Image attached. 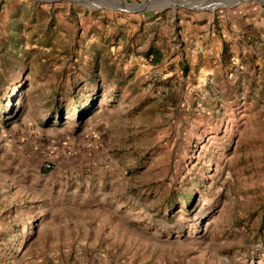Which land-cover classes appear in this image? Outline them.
I'll list each match as a JSON object with an SVG mask.
<instances>
[{
	"label": "rangeland",
	"instance_id": "1",
	"mask_svg": "<svg viewBox=\"0 0 264 264\" xmlns=\"http://www.w3.org/2000/svg\"><path fill=\"white\" fill-rule=\"evenodd\" d=\"M173 2L0 0V264H264V2Z\"/></svg>",
	"mask_w": 264,
	"mask_h": 264
},
{
	"label": "water",
	"instance_id": "2",
	"mask_svg": "<svg viewBox=\"0 0 264 264\" xmlns=\"http://www.w3.org/2000/svg\"><path fill=\"white\" fill-rule=\"evenodd\" d=\"M75 3L83 4L87 7H91L94 9L99 8H109L114 10H122L130 13H140L143 11H150L154 9H159L167 6H177L173 2V0H148L146 2L140 4L129 3L126 0H70ZM206 7L202 8L207 9H215L217 7H234L237 6L242 1H250V0H204ZM260 2H264V0H258Z\"/></svg>",
	"mask_w": 264,
	"mask_h": 264
}]
</instances>
